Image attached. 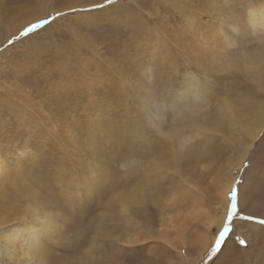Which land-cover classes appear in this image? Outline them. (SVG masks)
Masks as SVG:
<instances>
[{"label":"rangeland","instance_id":"obj_1","mask_svg":"<svg viewBox=\"0 0 264 264\" xmlns=\"http://www.w3.org/2000/svg\"><path fill=\"white\" fill-rule=\"evenodd\" d=\"M249 2L264 0H0V162L11 170L0 176V239L24 223L37 191L67 218L48 241L47 264H79L108 239L117 248L100 264H264V127L243 153L249 138L238 126L264 118L252 114L257 104L264 111V35L249 28ZM225 37L233 41L221 49ZM244 55L263 72L248 73ZM206 78L204 110L176 115L183 83ZM149 94L157 107L145 106ZM189 145L198 155L183 150ZM94 175L97 198L88 191ZM232 179L224 209L221 190ZM203 230L207 248L199 252L194 236ZM0 264H13L1 248Z\"/></svg>","mask_w":264,"mask_h":264},{"label":"bare ground","instance_id":"obj_2","mask_svg":"<svg viewBox=\"0 0 264 264\" xmlns=\"http://www.w3.org/2000/svg\"><path fill=\"white\" fill-rule=\"evenodd\" d=\"M253 2V1H252ZM255 3V2H254ZM219 4V3H217ZM261 4V3H260ZM256 4H250L249 2V5L245 8V11H246V20L249 24V28H251L252 32L257 35L256 38H262L260 37L259 35H264V3H262V6H256ZM256 6V7H255ZM202 7V6H201ZM216 7V6H214ZM210 9V8H209ZM200 10V9H199ZM242 15V14H241ZM237 16V15H236ZM240 16V14H239ZM243 16V15H242ZM241 16V17H242ZM240 17V18H241ZM233 18V17H232ZM241 20V19H240ZM240 20L237 19L236 21H233L232 24L235 28H238V26L240 27ZM243 20V19H242ZM192 21V20H191ZM31 23V22H30ZM190 23V22H189ZM193 23V21H192ZM187 26V25H186ZM192 26V25H191ZM200 26V25H199ZM244 27V25H243ZM242 27V28H243ZM248 27V26H247ZM223 29V28H222ZM241 29V28H239ZM247 29V28H246ZM243 30V29H242ZM245 30V29H244ZM249 31V30H248ZM222 32V31H220ZM225 32V31H224ZM222 32V33H224ZM241 32V31H240ZM251 32V33H252ZM4 33V32H3ZM250 33V32H249ZM232 34V33H231ZM219 35V34H217ZM176 36V35H175ZM198 36V35H197ZM244 36V35H243ZM204 37H207V36H204ZM219 37V36H218ZM264 37V36H263ZM185 38V37H184ZM208 38V37H207ZM210 38V37H209ZM177 40V39H176ZM205 40V39H204ZM264 40V39H263ZM162 41V40H161ZM215 41V39H214ZM232 39L231 38H227L225 37L224 40L220 41V44L222 45L221 46V49H223L224 47H227L228 45H230L232 43ZM158 42V41H157ZM206 42V41H205ZM204 42V43H205ZM156 43V42H155ZM163 43V42H162ZM261 45V44H260ZM162 47V46H161ZM205 47V46H204ZM220 47V46H219ZM170 48V47H169ZM166 53V52H165ZM263 53V52H261ZM188 54V53H187ZM165 55V54H164ZM227 55V54H226ZM256 55V54H255ZM228 56V55H227ZM226 56V57H227ZM164 57V56H163ZM225 57V56H224ZM258 57V56H257ZM253 58V57H252ZM250 58L248 55H244L243 58L241 60H243V63L247 62L249 64L248 67L251 68V71H248V73H251L253 71H257L256 70V67L258 68V70L260 71L259 67L261 66V63L258 62V60H254ZM204 59V58H202ZM223 59V58H222ZM225 59V58H224ZM228 58H226L227 60ZM201 60V59H200ZM206 60V59H205ZM220 60V59H219ZM232 60V59H231ZM216 61V60H215ZM221 61V60H220ZM235 61V60H234ZM256 63H255V62ZM164 62V61H163ZM211 62V61H210ZM222 62V61H221ZM230 62V61H229ZM208 63V62H207ZM193 64V63H192ZM210 64V63H209ZM221 64V63H220ZM222 64L224 66H226L227 64L223 61ZM246 64V63H245ZM233 64L230 62L227 67H231ZM242 65V64H241ZM255 65V66H254ZM235 67V65H233ZM243 67V66H242ZM221 68V67H220ZM208 69V68H207ZM203 71V70H202ZM260 72H263V71H260ZM208 73V71H207ZM194 75V74H193ZM192 75V76H193ZM252 77V75H251ZM260 77V76H259ZM253 78V77H252ZM255 78V77H254ZM253 78V79H254ZM258 78V77H257ZM264 78V77H263ZM203 79V78H201ZM201 79H186V81L188 80L189 82L187 83H183L182 87V95L180 96L181 100H184V104L182 106H178L176 109H174V113H176V115L178 116H181L182 114L184 113H188V115H190L191 113H193L195 111V109H198V111H201L204 107H205V104H203L204 102H206L207 100H210L208 99V93H209V87L208 85L206 84V82L209 80L206 78V80L202 81ZM252 79V80H253ZM261 79H262V76H261ZM212 80V79H211ZM201 82H202V85H201ZM260 83V82H259ZM257 85V84H256ZM140 88V87H139ZM143 88H146V86L142 87ZM236 89V88H235ZM264 90V89H263ZM151 92V90H149ZM145 92V91H144ZM149 92V93H150ZM153 92V91H152ZM231 93V92H229ZM228 94V93H227ZM226 95V93H225ZM148 96V95H147ZM224 96V94H223ZM233 96V94H232ZM244 96V95H243ZM210 97V96H209ZM226 98H228V95L225 96ZM177 99V98H176ZM179 99V98H178ZM230 99V97H229ZM146 102H145V106H151V105H155L154 103L156 102L157 98H155L154 96L150 95L149 94V97L146 98ZM248 100V99H247ZM252 100V99H251ZM228 100H224L222 102H227ZM241 101V100H240ZM239 101V102H240ZM232 103V102H231ZM231 103H228L226 104L225 103V108H228V109H233L234 106L231 104ZM248 103V102H246ZM245 103V104H246ZM257 104V103H256ZM255 104V105H256ZM207 105H208V102H207ZM206 105V106H207ZM210 105V104H209ZM208 105V106H209ZM156 106V105H155ZM157 107V106H156ZM224 108V107H223ZM251 108V107H250ZM148 109H150V107H148ZM242 109V108H241ZM252 114L253 116H257L256 121L260 118L261 115H263V112L262 111V108L261 106H259L257 104L256 108H252ZM264 109V108H263ZM204 110V109H203ZM202 110V111H203ZM239 110V109H238ZM247 110V109H246ZM33 111V110H31ZM37 112V111H36ZM35 112V113H36ZM173 113V114H174ZM221 113V112H220ZM219 113V114H220ZM202 114V113H201ZM231 114V112H230ZM226 115V114H225ZM239 115V114H238ZM220 116V115H219ZM224 115H222L223 117ZM228 116V115H227ZM39 117V116H37ZM46 118V117H45ZM224 118V117H223ZM229 118V117H228ZM232 118V116H231ZM49 118H47L48 120ZM151 119V118H150ZM41 120V119H40ZM39 120V121H40ZM233 120V119H232ZM231 120V121H232ZM45 122H47L46 120H44ZM196 122V121H195ZM41 123V122H40ZM34 124V123H33ZM197 125V124H196ZM47 126V125H46ZM45 126V127H46ZM50 126V125H49ZM238 126L242 129V130H245L246 132H243L241 129L237 128L240 132H243V133H246L248 134V138H249V143L244 147V150H243V153H249V150L252 148V146L254 145L255 143V140L257 138V136H259V133L261 132V130L263 129L264 127V118L260 121H257V123H255L254 125L250 126V125H247V124H240L238 123ZM41 127V126H40ZM196 127V126H195ZM199 127V126H198ZM233 128V127H232ZM44 129V128H43ZM47 129V128H46ZM174 132L171 134V137L173 138V136L176 134L177 135V131H178V128H174ZM235 130V129H234ZM52 131V130H51ZM67 131H71V130H67ZM137 134H138V137L140 138H144L146 140H149V137L148 135H144L143 131L141 130V128H138L137 130ZM47 132V130H46ZM172 132V131H171ZM197 132V130H196ZM237 132V131H236ZM40 133V132H39ZM194 133V132H193ZM41 134V133H40ZM200 134V133H199ZM196 135V133H195ZM234 135V134H233ZM45 136V135H44ZM261 136V135H260ZM177 137V141H178V144L179 146H184L188 141H189V137H186L184 139H181L179 138V136H176ZM228 137V136H227ZM47 138V137H46ZM44 139V138H43ZM244 139V138H243ZM258 140V139H257ZM207 141V140H206ZM177 144V145H178ZM258 144V143H257ZM188 145V144H186ZM259 145V144H258ZM197 147V145H195ZM195 146L191 147V145L187 146L186 148L184 147L183 150H185L186 153L188 154H196L198 155V151L199 149L198 148H195ZM259 147V146H258ZM258 147H256L258 149ZM200 149H202V151H204L205 149L200 147ZM204 149V150H203ZM201 151V150H200ZM201 151V152H202ZM206 151V150H205ZM252 151V150H251ZM242 153V155H243ZM253 153V152H252ZM255 153V152H254ZM172 154V153H171ZM176 155V154H175ZM253 155V154H252ZM172 156V155H171ZM174 156V155H173ZM183 156V155H182ZM185 156V155H184ZM199 158V156H197ZM251 157V156H250ZM253 157V156H252ZM174 158V157H172ZM246 158V155L243 156L242 158V161H244V159ZM175 159V158H174ZM174 159H172L174 161ZM182 159V158H181ZM238 159V158H237ZM180 159H176L175 160V165L174 166H177L178 165V161ZM157 161V160H156ZM241 161V159L239 160ZM241 161V163H242ZM164 162V161H163ZM154 163V162H153ZM238 163V162H237ZM160 164V162H159ZM161 165V164H160ZM159 166V165H157ZM172 166V165H170ZM17 167L19 168L20 165H17ZM173 167V166H172ZM152 168V167H151ZM158 168V167H157ZM162 168V167H161ZM238 168V167H237ZM236 169V168H234ZM233 169V170H234ZM180 168H176L175 167V171H178V173L180 174L181 171ZM230 170V169H229ZM11 170L7 167V165H5V163L3 162H0V176H2V172L6 174H9L11 175ZM18 171H20V169H18ZM248 171V170H247ZM232 174V173H230ZM7 176V175H6ZM5 176V177H6ZM220 176V175H219ZM9 177V176H8ZM149 177V176H148ZM98 177L97 175H94L90 181H95V182H91V183H88V191L91 192L95 198L96 197V193L95 191L97 190V184L96 182L98 181L97 180ZM238 179V178H237ZM226 182V180H225ZM224 182V183H225ZM230 183L226 184V186L221 190V198H220V201L222 203V207L225 209L227 206V199H228V193L231 189V186L233 184V179L232 181L229 180ZM235 182V181H234ZM227 183V182H226ZM222 184V183H221ZM244 187V186H243ZM143 188H140V190L138 188H135L133 191L135 193H139ZM161 189V188H160ZM158 190V189H157ZM34 191V189L32 190V192ZM144 191V190H142ZM179 191V190H178ZM185 191V190H183ZM129 192V191H128ZM133 192V193H134ZM181 192V191H180ZM132 194V193H131ZM92 195V197H93ZM176 195H180V194H176ZM175 195V196H176ZM197 197V196H196ZM200 198V197H199ZM79 199L81 201V196H79ZM138 199V198H137ZM144 199V198H143ZM27 200H29V205L27 206L26 210H25V213L27 214V216L25 217V221L22 225L20 226H17L16 224H13L11 227H10V230L6 233H3L1 234V239H0V248L2 250L3 253H5V255H8V256H11L13 257V264H18V262L22 261V259L24 258L25 261L29 264H47L50 260V257L47 253L48 251V241L49 240H54L58 235H59V231L61 230V224L60 222L64 223L65 222V225L67 227V218L64 216V218H61L62 217V214L59 215V214H54L52 212V210L50 208H48L46 206V204H44L43 202H40L41 199L39 197V193L37 191H34L29 197H27ZM99 200V199H98ZM197 200H198V197H197ZM83 201V200H82ZM134 202V201H133ZM86 204V202H84ZM81 202V207H82V204H84ZM89 204V203H87ZM162 204V203H161ZM123 205L124 207L126 206L128 210H130V205H131V202L129 200H126L123 202ZM163 206V205H162ZM173 206V205H172ZM198 206V205H197ZM87 207H90V205H88ZM164 207V206H163ZM74 208V207H73ZM83 208V207H82ZM93 209L95 208V205L92 207ZM166 208V207H165ZM164 208V209H165ZM199 208V206H198ZM87 209V208H86ZM85 209V210H86ZM90 209V208H89ZM80 214H83L84 211ZM91 210V209H90ZM162 211V209H160ZM197 210V209H196ZM70 211V210H69ZM144 210L140 211L139 215L143 212ZM72 212V210H71ZM68 213V212H66ZM161 213V212H160ZM209 213V212H208ZM259 213V212H258ZM65 214V213H64ZM79 214V215H80ZM223 214V213H222ZM66 215V214H65ZM72 214H69V216H71ZM199 215V214H198ZM78 216V215H77ZM76 216V217H77ZM214 214H212L211 216L208 215V219H207V222L208 225L206 226L207 229L206 230H209V228L211 227V225L214 223ZM264 217V216H263ZM103 218V217H101ZM221 219H222V216H221ZM6 220V217H1V221H5ZM82 218L79 220V223H78V227L80 225H82ZM90 221V227H95L97 229L98 232H103L102 228L101 227V223L100 225L96 226V223H95V219H93V221L91 219H89ZM219 221L221 222V220L219 219ZM85 222V221H84ZM83 222V223H84ZM238 222V221H237ZM244 222V221H243ZM242 222V223H243ZM95 223V224H94ZM194 223V222H192ZM89 224V223H88ZM239 225V224H238ZM217 226V225H216ZM261 226V225H260ZM118 227V225L116 224H113V229L116 230ZM150 228H151V225H150ZM261 228V227H260ZM73 229V228H72ZM261 231V230H260ZM65 232H66V229H65ZM97 232V233H98ZM209 232V231H207ZM117 233V232H116ZM197 233V232H196ZM263 233V232H262ZM103 234H106V233H103ZM135 235V234H134ZM138 236V235H137ZM78 237V236H77ZM116 238L118 236H115ZM139 237V236H138ZM137 237V239H138ZM129 238V236H128ZM131 238V237H130ZM132 239V238H131ZM130 240V239H129ZM211 241V240H210ZM209 241V242H210ZM129 243V242H128ZM127 243V244H128ZM194 244L195 245H199L198 248H199V252H203L205 251V249L207 248V244H206V233L205 231L203 230V232L198 236L197 234L194 236ZM193 244V245H194ZM91 245V244H90ZM172 245V244H171ZM184 245V244H183ZM183 245L179 246L180 248V253H185V249L183 247ZM81 246V245H80ZM121 246V248H127L125 247L124 245H119V247ZM92 247V246H91ZM117 248V245L116 243L113 242V240H109L107 241V247L105 245L104 249H100L99 246H94L93 248L91 249H88L85 253V256L84 254L81 256L80 259V263L79 264H91L94 262V264H100V261H104V259L106 258H109L112 256V248ZM226 247L228 248V246L226 245ZM226 248V249H227ZM197 249V248H196ZM83 250V249H82ZM91 250H93L91 253ZM264 250V249H263ZM236 254V253H235ZM239 254V253H238ZM201 255V254H200ZM199 255V256H200ZM250 255V254H249ZM241 256V255H240ZM242 257V256H241ZM241 257L239 259H241ZM251 259V258H250ZM259 260V259H258ZM96 261V262H95ZM260 261V260H259ZM103 264V262H101ZM196 264V262H195Z\"/></svg>","mask_w":264,"mask_h":264},{"label":"snow or ice","instance_id":"obj_3","mask_svg":"<svg viewBox=\"0 0 264 264\" xmlns=\"http://www.w3.org/2000/svg\"><path fill=\"white\" fill-rule=\"evenodd\" d=\"M108 2H112V0H108ZM94 7H100V5H96ZM55 17H53L54 19ZM49 20H40L39 22L36 23H32L30 26H28L27 28H25V30L21 33V35H27L30 32H33L35 30H37L38 28L42 27L44 24L49 23ZM35 25V26H34ZM14 41H9V43H13ZM237 196H238V189H237ZM222 243V242H221ZM217 251H219V249H217Z\"/></svg>","mask_w":264,"mask_h":264},{"label":"trees","instance_id":"obj_4","mask_svg":"<svg viewBox=\"0 0 264 264\" xmlns=\"http://www.w3.org/2000/svg\"><path fill=\"white\" fill-rule=\"evenodd\" d=\"M231 209L228 211V218H227V221H226V224H228V222L230 221V218L232 216V214L230 213Z\"/></svg>","mask_w":264,"mask_h":264}]
</instances>
